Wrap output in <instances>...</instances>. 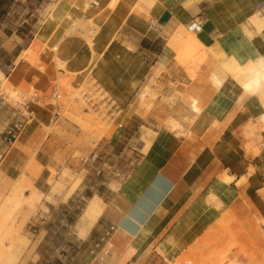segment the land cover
<instances>
[{"label": "crops", "instance_id": "obj_1", "mask_svg": "<svg viewBox=\"0 0 264 264\" xmlns=\"http://www.w3.org/2000/svg\"><path fill=\"white\" fill-rule=\"evenodd\" d=\"M25 1L0 0V71L14 86L45 90L64 70L44 54L36 64L45 63V72L18 62L35 38L25 44L3 25ZM91 8L99 26L92 45L103 55L97 63H106L92 71L101 74L119 109L115 129L99 146L121 149L134 137L133 126L152 128L154 135L117 188L103 199L95 196L103 208L78 253L92 254L98 245L102 259L86 264H171L212 238L213 228L236 209L258 226L249 237L260 241L262 254L250 264H264V82L254 90L244 85L264 71V26L252 23L264 24V0H95ZM77 13L88 17L79 2L67 0L55 12L61 18ZM81 32L61 31L52 41L69 71L91 68L88 30ZM188 42L207 54L194 59ZM223 57L248 65L242 87L223 71ZM32 109L35 120L0 156L2 214V196L32 160L38 164L32 166L35 183L48 170L41 125L53 113L40 105Z\"/></svg>", "mask_w": 264, "mask_h": 264}, {"label": "rangeland", "instance_id": "obj_2", "mask_svg": "<svg viewBox=\"0 0 264 264\" xmlns=\"http://www.w3.org/2000/svg\"><path fill=\"white\" fill-rule=\"evenodd\" d=\"M62 1L19 2L16 11L3 22L4 28L14 30L25 39V44L35 38L33 45L22 53L18 62L27 60L31 66L45 72V63L36 64L39 56L44 54L65 73H58L47 89L39 88L42 95L50 98L40 106L50 108L53 113L51 122L41 125V140L45 143L43 152L46 153L43 162L48 165V170L35 183L37 172L32 166L37 164L32 160L27 166L28 171L2 196L7 208L3 214L0 212V264H11L16 254L19 257L12 264H86L96 256L101 259L103 253L99 250L92 254L85 251L78 253L82 239L91 228L80 234L76 227L90 200L95 196L103 199L117 188L154 135L152 128L133 126L131 131L136 132L134 137L121 149L112 150L104 147V143L99 146L100 141L110 137L115 129L114 121L119 109L115 97L103 86L101 74L94 75L92 71L97 65L102 68L106 66L103 60L97 63L101 54L92 45L99 32L96 16L89 14L91 3L95 0H67L70 3L79 2L87 18L80 13L66 18L57 16L55 12ZM82 30H88L86 40L91 47V68L69 71L58 54L59 44L56 41L52 45V41L61 31L66 36L73 32L82 33ZM178 38L185 42L187 37L182 35ZM38 43H42V46L39 47ZM186 45L189 46V42ZM187 49L190 53L195 50L196 60L207 54L205 49L199 50L191 43ZM185 55H188L187 52ZM223 58V71L230 73V80L235 86L242 87L248 65H239L234 60ZM0 83L9 89L34 87L14 86L1 71ZM54 86L58 89V98H51ZM26 172L29 174L26 175ZM248 223L238 215L236 209L230 210L227 219L213 228L212 238L203 240L171 264L257 263L262 246L259 240L249 235L258 226ZM2 232L6 233L4 239Z\"/></svg>", "mask_w": 264, "mask_h": 264}, {"label": "built area", "instance_id": "obj_3", "mask_svg": "<svg viewBox=\"0 0 264 264\" xmlns=\"http://www.w3.org/2000/svg\"><path fill=\"white\" fill-rule=\"evenodd\" d=\"M58 89L53 87L51 98H58ZM50 98L42 95L35 87L9 89L0 83V156H5L24 133L28 125L35 120L32 105H44ZM114 230L110 228L107 235ZM101 239L99 243H103ZM98 245L94 252L98 250ZM93 252V253H94ZM105 253V251H103ZM103 255L100 257L102 259Z\"/></svg>", "mask_w": 264, "mask_h": 264}, {"label": "bare ground", "instance_id": "obj_4", "mask_svg": "<svg viewBox=\"0 0 264 264\" xmlns=\"http://www.w3.org/2000/svg\"><path fill=\"white\" fill-rule=\"evenodd\" d=\"M252 23L255 24L258 29H260L261 27L264 26V24H261V23L257 22L256 20H252ZM178 36L182 37V34H179ZM263 82H264V71L263 72L257 71L255 73V75H253V77L244 85H245L246 89L254 90V89L258 88ZM102 208H103V204H102V201L99 197H96V198L91 200L90 204L84 210L83 215H82V217H81V219H80V221L76 227L77 231L80 234H82L84 231L89 230L91 228V226L95 223V221L99 217V215L102 211Z\"/></svg>", "mask_w": 264, "mask_h": 264}]
</instances>
